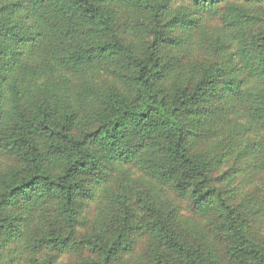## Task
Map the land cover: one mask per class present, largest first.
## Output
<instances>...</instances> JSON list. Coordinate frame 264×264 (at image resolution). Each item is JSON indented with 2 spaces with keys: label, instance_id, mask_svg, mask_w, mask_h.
Returning a JSON list of instances; mask_svg holds the SVG:
<instances>
[{
  "label": "trees",
  "instance_id": "16d2710c",
  "mask_svg": "<svg viewBox=\"0 0 264 264\" xmlns=\"http://www.w3.org/2000/svg\"><path fill=\"white\" fill-rule=\"evenodd\" d=\"M0 156V264H264V0H0Z\"/></svg>",
  "mask_w": 264,
  "mask_h": 264
},
{
  "label": "rangeland",
  "instance_id": "374dc122",
  "mask_svg": "<svg viewBox=\"0 0 264 264\" xmlns=\"http://www.w3.org/2000/svg\"><path fill=\"white\" fill-rule=\"evenodd\" d=\"M209 24L213 25V22L210 21ZM190 59H192V56L190 57ZM186 64H188V62H186ZM11 163L8 158L0 156V170L6 168ZM104 205H105V201L102 199V196H100V193H98L95 199L91 203L88 204V208H87L88 217L89 218L93 217L96 213L99 212L100 208L104 207ZM182 207L183 208L187 207V203L186 202L182 203ZM144 245H145V240L144 238H142L137 243L135 255H138L139 253L141 254L143 253ZM74 259H75V256L73 255L65 256L58 260V264H70Z\"/></svg>",
  "mask_w": 264,
  "mask_h": 264
},
{
  "label": "snow or ice",
  "instance_id": "6c2138e0",
  "mask_svg": "<svg viewBox=\"0 0 264 264\" xmlns=\"http://www.w3.org/2000/svg\"><path fill=\"white\" fill-rule=\"evenodd\" d=\"M168 0H164L165 6L167 5ZM196 3H199L201 5V8L207 3L210 2V0H195ZM177 23H184V20H178Z\"/></svg>",
  "mask_w": 264,
  "mask_h": 264
}]
</instances>
